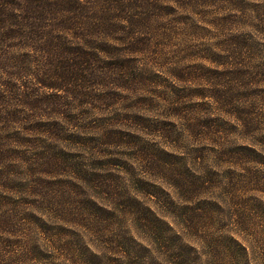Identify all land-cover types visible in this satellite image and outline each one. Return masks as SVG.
I'll return each instance as SVG.
<instances>
[{
	"label": "rangeland",
	"instance_id": "374dc122",
	"mask_svg": "<svg viewBox=\"0 0 264 264\" xmlns=\"http://www.w3.org/2000/svg\"><path fill=\"white\" fill-rule=\"evenodd\" d=\"M84 1L141 44L124 89L34 109L0 63V264H264V0Z\"/></svg>",
	"mask_w": 264,
	"mask_h": 264
},
{
	"label": "trees",
	"instance_id": "16d2710c",
	"mask_svg": "<svg viewBox=\"0 0 264 264\" xmlns=\"http://www.w3.org/2000/svg\"><path fill=\"white\" fill-rule=\"evenodd\" d=\"M86 5L84 0H0V63H14L11 70L19 66L18 72L14 73L16 75L36 77L33 78L35 83H27L2 69L15 80L14 83L7 82L5 87L11 96L21 98L22 107L34 109L51 96L57 97L50 94L40 97L34 89L38 84L61 92L72 101L79 95L89 100L100 97V93L105 94L109 87L107 79L111 77L120 79L116 88L126 87L122 68L117 66V62L131 60L130 56L141 44L140 36L131 31L128 33L130 41L125 40V35L123 39H113L107 33L112 27L111 15L103 13L97 16L93 11L90 13ZM37 60L45 63L41 79L35 75L37 70L23 66ZM91 76L96 78V88L90 86ZM97 89L100 93L95 92ZM17 91L22 93L17 94ZM205 92L198 89L197 96L202 98ZM60 100L61 97L56 98V101ZM78 102L84 104V101ZM67 121L69 128L78 127L74 117ZM58 130V123H37L35 133H44L47 138ZM112 134L108 133V139L121 146V141L112 138Z\"/></svg>",
	"mask_w": 264,
	"mask_h": 264
}]
</instances>
